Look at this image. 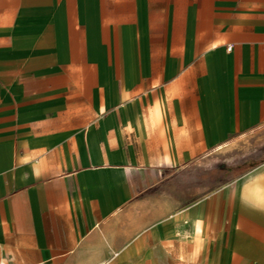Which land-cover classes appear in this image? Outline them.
<instances>
[{"label": "crops", "instance_id": "0c3cea01", "mask_svg": "<svg viewBox=\"0 0 264 264\" xmlns=\"http://www.w3.org/2000/svg\"><path fill=\"white\" fill-rule=\"evenodd\" d=\"M0 263L264 264V0H0Z\"/></svg>", "mask_w": 264, "mask_h": 264}, {"label": "rangeland", "instance_id": "374dc122", "mask_svg": "<svg viewBox=\"0 0 264 264\" xmlns=\"http://www.w3.org/2000/svg\"><path fill=\"white\" fill-rule=\"evenodd\" d=\"M222 160L196 161L189 168L179 172L177 176L179 191L190 196V203L228 182L245 168L244 166L237 168L233 160H226L227 162Z\"/></svg>", "mask_w": 264, "mask_h": 264}, {"label": "built area", "instance_id": "2783aa9c", "mask_svg": "<svg viewBox=\"0 0 264 264\" xmlns=\"http://www.w3.org/2000/svg\"><path fill=\"white\" fill-rule=\"evenodd\" d=\"M0 264H3V263H0Z\"/></svg>", "mask_w": 264, "mask_h": 264}]
</instances>
